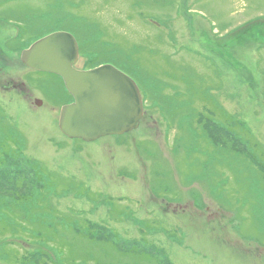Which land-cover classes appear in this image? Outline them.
Segmentation results:
<instances>
[{
    "label": "rangeland",
    "instance_id": "obj_1",
    "mask_svg": "<svg viewBox=\"0 0 264 264\" xmlns=\"http://www.w3.org/2000/svg\"><path fill=\"white\" fill-rule=\"evenodd\" d=\"M55 32L159 131L64 136L63 83L19 60ZM0 49L31 97L0 92V264H264V0H0Z\"/></svg>",
    "mask_w": 264,
    "mask_h": 264
},
{
    "label": "water",
    "instance_id": "obj_2",
    "mask_svg": "<svg viewBox=\"0 0 264 264\" xmlns=\"http://www.w3.org/2000/svg\"><path fill=\"white\" fill-rule=\"evenodd\" d=\"M78 58L77 42L67 32L51 33L20 55L27 68L60 76L71 95L72 102L59 112L61 133L69 139L89 142L136 129L143 104L134 81L112 65L76 69Z\"/></svg>",
    "mask_w": 264,
    "mask_h": 264
},
{
    "label": "flooded vegetation",
    "instance_id": "obj_3",
    "mask_svg": "<svg viewBox=\"0 0 264 264\" xmlns=\"http://www.w3.org/2000/svg\"><path fill=\"white\" fill-rule=\"evenodd\" d=\"M20 56V55H19ZM0 92H10V91H14L16 93H19L22 95V98L25 100L27 98H31V97H28V95H25V91H29L25 85V83L20 79V78H16V76L14 75H7L5 77H3V74L4 73V66H7L8 67V56H7V53L3 50V49H0ZM26 68V67H25ZM29 71H32L31 69L27 68ZM35 72V71H34ZM38 73H42V72H38ZM44 74H50V73H44ZM50 75H54V74H50ZM54 76H57L59 77L58 75H54ZM60 78V77H59ZM61 80V78H60ZM62 82V80H61ZM63 83V82H62ZM64 86V84H63ZM65 88V87H64ZM139 88V91H140V94H141V97H142V91L140 89V87L138 86ZM30 92V91H29ZM67 92V91H66ZM68 93V92H67ZM33 95V94H32ZM69 95V101L67 102L68 103H71L72 102V97L70 94ZM142 100H143V107L145 108V99L142 97ZM32 104L35 106V107H40L42 106V103L40 101H38L37 99H34L32 101ZM29 107H30V104H29ZM31 108V107H30ZM14 126V125H13ZM155 127H158L157 126V120H156V117L154 116V114H151V112H146V110L144 109V112H143V116L141 117L140 119V123H139V126L137 129L135 130H132L128 133H131L133 131H139V130H147V129H151V128H155ZM158 130V129H157ZM136 141L134 138L130 141V143ZM109 146H105L106 149H108ZM17 154H18V151H17ZM20 154V152H19ZM126 154V153H125ZM11 153L8 152L6 153L5 151H1L0 153V162H4L5 158H8L10 159L11 157ZM127 155V154H126ZM8 156V157H7ZM13 159V158H12ZM18 158H16L15 160H17ZM14 160V159H13ZM19 160V159H18ZM17 160V161H18ZM49 170V169H48ZM39 176H41V178H43L44 176L47 178V179H50V180H58L60 176L52 173L50 174L49 172H45V173H40L38 174ZM71 186H73L71 184ZM87 191L88 192H85L86 194H99V195H102L103 193V190L99 189V188H94L93 185L91 184H88V187H87ZM151 199L153 201H156L155 199H153L151 197ZM191 201H184L182 204L180 203H175V204H170V205H165L163 203H160L161 206H158L160 209H163L164 211L166 212H169L171 211L172 213L174 214H177L178 212H182V209L183 208H186V206L188 204H190ZM166 208H165V207Z\"/></svg>",
    "mask_w": 264,
    "mask_h": 264
},
{
    "label": "trees",
    "instance_id": "obj_4",
    "mask_svg": "<svg viewBox=\"0 0 264 264\" xmlns=\"http://www.w3.org/2000/svg\"><path fill=\"white\" fill-rule=\"evenodd\" d=\"M89 69H91V68H93V67H88ZM57 123H58V121H57ZM158 126V125H157ZM59 129V128H58ZM151 129H153V130H156V129H158L157 131H159V127H155V128H151ZM151 131V133H152V130H150ZM8 157V156H7ZM12 159V158H11ZM4 163H11L10 161H9V157L8 158H5V160H4ZM23 172V170L20 168L19 170H17V173H22Z\"/></svg>",
    "mask_w": 264,
    "mask_h": 264
}]
</instances>
